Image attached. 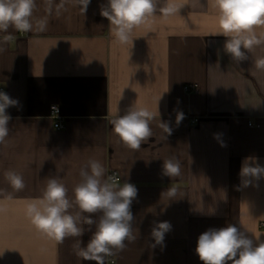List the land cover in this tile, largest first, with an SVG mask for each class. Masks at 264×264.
Returning a JSON list of instances; mask_svg holds the SVG:
<instances>
[{
  "label": "crops",
  "instance_id": "1",
  "mask_svg": "<svg viewBox=\"0 0 264 264\" xmlns=\"http://www.w3.org/2000/svg\"><path fill=\"white\" fill-rule=\"evenodd\" d=\"M176 2L182 7L175 14L158 11L136 28L133 43L119 44L110 34L100 15L107 0H91L85 12L70 0H51L50 10L47 0H36L32 31L0 32V79L19 102L6 109L10 132L0 143V264H95L73 249L76 239L87 244L88 225L83 237L57 243L26 215L48 177H59L73 199L90 159L103 164L106 179L117 171L120 180L111 183L137 188L131 205L137 239L105 264H203L195 252L199 235L228 224L264 240V178L243 187L239 176L246 157L264 166V71L254 64L264 44L245 50L248 59L237 63L224 51L227 38L211 35L219 31L214 0ZM42 19L44 30L35 26ZM256 32L264 35V27ZM54 105L64 129L53 125ZM133 105L159 112L152 137L137 150L110 123ZM177 112L184 114L179 125ZM160 121L172 128L166 140ZM169 157L180 161L179 176L163 175ZM7 170L23 176V190L7 182ZM162 221L171 230L153 248L151 229Z\"/></svg>",
  "mask_w": 264,
  "mask_h": 264
},
{
  "label": "clouds",
  "instance_id": "2",
  "mask_svg": "<svg viewBox=\"0 0 264 264\" xmlns=\"http://www.w3.org/2000/svg\"><path fill=\"white\" fill-rule=\"evenodd\" d=\"M70 2L85 12L91 0ZM47 3L50 10L51 0H47ZM214 5L218 12L219 31L211 35L227 38L224 51L233 61L239 63L247 60L246 51L251 52L254 47L264 44V35L258 36L256 32L257 27H264V0H214ZM36 7V0H0V32H8L9 28L17 32L32 31ZM181 7L176 0H167L163 7L158 6V0H107L106 4L100 6V15L109 21V31L114 40L119 44H127L130 41L133 43V31L149 24L158 11L168 16L175 14ZM46 25V19H42L35 26L44 30ZM254 64L257 70L264 71V56L256 58ZM18 103L0 91V143L5 142L10 132L8 125L12 117L6 109ZM157 115L159 112L133 105L124 115H117L110 123L119 139L130 149L137 150L142 142L152 137L150 123ZM183 119V112H177L176 124L179 125ZM159 127L165 133L163 138L166 140L172 134V128L166 121H160ZM105 172L99 160L90 159L80 169L81 181L73 189V199L68 198V189L59 177H48L42 196L29 201L26 206V215L36 229L57 243H63L69 237H83L86 231L84 225H88L92 234L87 244L83 245L81 239H76L73 249L79 258L95 264H105V257L112 256L115 251H123L128 243L137 239L131 211L137 188L128 182L115 185L110 182V177L105 178ZM180 174L178 159L169 157L164 160L163 175L176 177ZM4 175L15 191L25 188L20 173L7 170ZM239 176L241 186H257L253 182L264 178V166L258 163L256 157H246L242 161ZM172 195H175L174 190ZM6 198L11 199V194ZM73 209L76 210L73 212ZM96 214H99L98 219H93ZM92 225H95L94 231L91 230ZM170 230L168 221L155 223L151 229L155 243L151 247L163 246L165 234ZM195 252L203 264H264V240L260 239V235L251 238L233 224L218 229L210 228L200 234Z\"/></svg>",
  "mask_w": 264,
  "mask_h": 264
},
{
  "label": "built area",
  "instance_id": "3",
  "mask_svg": "<svg viewBox=\"0 0 264 264\" xmlns=\"http://www.w3.org/2000/svg\"><path fill=\"white\" fill-rule=\"evenodd\" d=\"M186 90L194 89L197 90L195 85H186L184 86ZM0 91L7 93L6 87L2 84L0 79ZM51 116L53 118V125L56 129H64L66 127L65 118L61 114V110L57 105L52 106L51 108ZM198 118L193 119V122H196ZM111 178V182H117L120 180L117 171L109 172L108 178ZM261 226L264 227V221L261 222Z\"/></svg>",
  "mask_w": 264,
  "mask_h": 264
}]
</instances>
